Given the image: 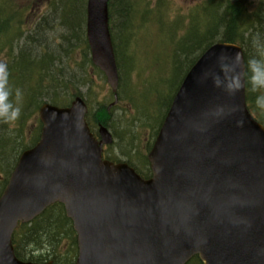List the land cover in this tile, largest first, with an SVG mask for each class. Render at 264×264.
Listing matches in <instances>:
<instances>
[{
  "label": "water",
  "instance_id": "water-1",
  "mask_svg": "<svg viewBox=\"0 0 264 264\" xmlns=\"http://www.w3.org/2000/svg\"><path fill=\"white\" fill-rule=\"evenodd\" d=\"M107 2L87 0L86 39L115 93ZM244 72L237 45L199 57L148 154L147 181L101 160L110 137L101 129L93 139L80 98L43 105L40 140L0 196V264H30L15 259L12 232L55 202L76 233L75 264H264V127L246 108Z\"/></svg>",
  "mask_w": 264,
  "mask_h": 264
},
{
  "label": "trees",
  "instance_id": "trees-1",
  "mask_svg": "<svg viewBox=\"0 0 264 264\" xmlns=\"http://www.w3.org/2000/svg\"><path fill=\"white\" fill-rule=\"evenodd\" d=\"M51 5L55 6L52 11L54 14L58 13L59 24L66 33L61 37L62 43L65 42L67 47L75 44L80 47L85 54L86 64H89L87 46L83 40L85 0H52ZM108 9L121 77V92L123 89H129L126 82L133 71L147 64L139 62L138 46L135 45L138 33L145 32L147 25L154 23L160 32L167 34V40L174 47L169 58L161 64L158 60L149 64L150 75L143 80H146V83H142L138 88L136 99L130 98L131 104L139 107L136 110L143 118H153V115L161 112V92L165 91L167 101L160 116L162 118L184 75L198 55L213 43L220 41L237 44L243 49L247 107L253 117L264 126V0H257L256 4L249 0H207L195 9H189L186 14L179 13L172 23L164 19L167 12L164 6L165 13L162 11V0H109ZM73 12L77 21L75 24L69 20ZM23 15L15 0H0V53L6 52L7 59L14 48L12 33H17L16 39L22 36ZM201 16L203 22H193L194 18L201 19ZM178 32L180 35L177 37ZM25 45L26 43L23 46ZM23 51L19 50L14 58L6 62V73L2 78L3 82H0V89H4L7 85L3 83L7 82L8 86L25 87L31 95L30 98H35L43 92L45 73L48 72V76H52V69H56L59 62L56 63L58 59L50 51L42 52L40 57L33 55L31 51ZM120 51L125 55L122 62ZM152 74L155 75L150 78ZM165 84L171 87L170 92L165 90ZM50 88L54 90L50 96L51 103L64 105L63 101L67 100L69 95L67 94V99L60 100L54 83L49 82L45 87ZM139 99L141 102L137 104ZM37 104L39 105L40 101L35 103V106ZM96 115L94 124L109 123L110 115L106 113L105 106H100L93 118ZM123 134L126 136V132ZM7 137H3L1 141L0 159L6 151L11 152L13 148L12 140L8 142ZM9 159V156L3 158L5 167L10 165ZM58 245L59 249L66 253V257L63 258V253L59 250L55 253ZM13 247L19 259L33 262L51 260L53 264H72L76 255L74 233L58 205L52 206L32 223L20 225L13 235ZM188 264L201 263L197 258H193Z\"/></svg>",
  "mask_w": 264,
  "mask_h": 264
},
{
  "label": "rangeland",
  "instance_id": "rangeland-1",
  "mask_svg": "<svg viewBox=\"0 0 264 264\" xmlns=\"http://www.w3.org/2000/svg\"><path fill=\"white\" fill-rule=\"evenodd\" d=\"M17 2V5L21 7H27V12L25 14L24 18V24L21 28L22 32H24L22 38L15 42L13 53L9 55L8 59L4 58L6 62L8 60L10 61L12 58L15 57V55L18 53L19 50H24L25 52H32L33 55L40 57L39 54L41 52L49 53L52 52L57 57V59L62 63L65 67V70L69 72L68 66H71V70H74L75 64L74 61H78V59L81 56V52L77 49H72V51H64L65 45L62 44V35L66 34L63 27L60 26V20L58 18V13L52 11L54 5H51L52 0H39V2H33V0H15ZM205 0H169L167 4V19L168 23H172L175 19V17L179 13H184L188 11L186 6L190 5V8H195L196 6L200 5V2ZM255 1V0H251ZM47 6L45 7L44 5ZM69 20L72 24L77 23L75 19V14L70 16ZM171 20V21H170ZM193 22H203V17L201 16V19L194 18ZM180 35V32L177 33V37ZM27 37H29L27 39ZM167 34L160 32L158 27H152L149 29L148 32H143L140 38L135 39V45L138 46V52L142 53L140 58L142 59V62H146L149 64L155 57H157V60L161 64L165 59L169 58V55L171 53V44L167 40ZM31 39V40H29ZM24 41H26V45L23 46ZM134 46V45H133ZM23 51V52H24ZM4 55V54H2ZM125 55L122 51H120V61L122 62L124 60ZM136 58V57H135ZM2 63L3 59L0 57V76L3 75V72L5 70L2 69ZM61 63V64H62ZM78 66V64H77ZM56 71V69H55ZM87 71H89L91 75V90L89 92L87 87L81 86L79 87V91H81L82 94H84V99L88 100L94 109H97L98 106L101 104V99H106V96H103L105 93H108V87L106 86L105 80L102 76L96 74L91 68H87ZM80 72L79 67L75 68V71L73 72L74 75L78 74ZM156 73V69H155ZM57 74V71H56ZM64 74V72H62ZM134 74V75H133ZM133 74L130 78L131 85H134V90L136 92L138 91V88L141 86L143 82L140 81V79L144 80L145 77L148 75L145 73H139V69L136 68L135 71H133ZM150 75V73H149ZM155 74H152L150 78L154 77ZM58 76V75H57ZM79 77L75 76V79L71 80L70 83H63V75H59L57 78V84H56V91L59 94V98L65 97L66 91H63V86L66 89H74L76 86ZM146 81V80H145ZM153 82V80H152ZM146 83V82H145ZM156 83V82H153ZM169 83V82H168ZM164 85V88L166 91L170 92L169 86ZM131 88V90H133ZM21 89V91H23ZM44 94L42 98V102H49L50 96L53 94V89H44ZM161 94V106L162 108H165V103L167 101V95H165V91H162ZM23 96L21 95V92L18 90V88L15 87V89L10 90L8 93H4L2 96L3 99V110L5 111V108L14 103L13 107L9 110V119L4 123L3 125H0V135L9 136L7 137V141L10 142L12 140V152L10 150L5 152V155L1 156V159L6 157H10L11 159L15 157L18 153H20L21 146L24 145L27 146L30 144L32 137L30 136L31 132H33V126L34 121L32 119H28L26 122L25 127L23 130L17 134L13 133L14 128H17V121H14L12 118H16L17 111L15 108L20 109L21 107H29L31 105V100L28 102L25 100L23 101ZM141 102V99L138 100L137 104ZM129 109V99L127 103V97L126 95H121V104L119 105L118 109L114 110V114L112 113L113 117V127L112 131L115 133L116 136L120 137L121 139H116V146L112 150L114 153L118 155H124V153H127L129 155V161L140 169H144L143 162H139V159L137 156H141V154H147V151L145 150V147L148 144V139L150 137V134L152 132V128H149L148 125L150 123V119H145L141 115H139L138 111L135 109ZM25 115L27 117H34L36 119L37 112L36 109L33 107L30 108L28 111L26 110ZM2 116V113H1ZM10 119H12V122H10ZM160 122V117H154L152 124L155 126V128L158 127V124ZM142 128H144L142 130ZM123 132H126V136L123 134ZM114 135V136H115ZM10 152V154H9ZM1 153V152H0ZM9 154V155H8ZM132 157V158H131ZM120 160H125L122 157H119ZM6 161V160H5ZM3 165V166H2ZM5 170V164H1L0 166V174L3 173ZM1 179V178H0ZM49 249V247H48ZM57 250L60 251V253H63L61 255L63 258L66 257V253L59 249V245L55 249V253Z\"/></svg>",
  "mask_w": 264,
  "mask_h": 264
}]
</instances>
